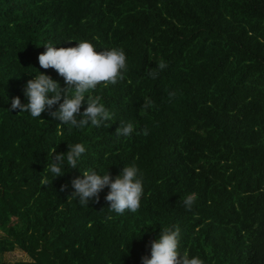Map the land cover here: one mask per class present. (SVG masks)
I'll list each match as a JSON object with an SVG mask.
<instances>
[{
  "label": "trees",
  "instance_id": "1",
  "mask_svg": "<svg viewBox=\"0 0 264 264\" xmlns=\"http://www.w3.org/2000/svg\"><path fill=\"white\" fill-rule=\"evenodd\" d=\"M80 39L126 53L124 78L92 93L113 119L69 131L49 110L9 112L13 97L27 102L35 72L64 86L39 66L43 44ZM128 122L134 132L118 136ZM74 142L86 147L77 167L43 183L48 152ZM132 163L143 174L137 212H111L107 186L88 206L69 197L81 170L114 178ZM166 226L204 264H264V0H0V254L20 248L32 259L17 264H141Z\"/></svg>",
  "mask_w": 264,
  "mask_h": 264
},
{
  "label": "clouds",
  "instance_id": "2",
  "mask_svg": "<svg viewBox=\"0 0 264 264\" xmlns=\"http://www.w3.org/2000/svg\"><path fill=\"white\" fill-rule=\"evenodd\" d=\"M75 41V46L59 48L55 46L56 42H46L43 44L45 51L38 55L39 66L43 69H55L63 77L64 86L61 87L59 81L51 75L35 72L34 77L24 85L23 94L27 102L22 103L19 96L13 97L9 112L18 109L19 113L27 112L33 118H41V114L49 110V115L58 119L59 125H66L69 131L100 127L113 119L114 114L102 102V97L92 93L102 83L105 86L116 84L124 78L127 71L126 53L122 47L101 50L87 39ZM166 67V62L160 60L158 68L163 70ZM148 75L154 78L156 73L149 71ZM153 103L150 98H146L143 104L145 111L151 108ZM56 105L58 107L52 110ZM134 130V124L128 122L120 124L116 134L127 137ZM143 134L147 135V129L143 130ZM67 145L66 152H56L55 147L48 152L43 183L47 184L49 175L52 181L63 176L68 169L77 167L81 161L86 152L85 145L81 142ZM81 172L82 175L71 181L74 191L69 196L81 206L98 202L99 194L107 186L109 191L104 198L109 202L108 209L111 212L135 213L140 208L144 195L143 174L135 163L124 166L114 178L108 170L105 172L87 168ZM66 187L67 185H62L61 191ZM195 199L196 194L192 193L186 196L183 203L191 209ZM107 219L112 217L109 215ZM179 245L178 227L161 228L156 238L150 241V254L141 257V264H204L199 255L180 251Z\"/></svg>",
  "mask_w": 264,
  "mask_h": 264
},
{
  "label": "rangeland",
  "instance_id": "3",
  "mask_svg": "<svg viewBox=\"0 0 264 264\" xmlns=\"http://www.w3.org/2000/svg\"><path fill=\"white\" fill-rule=\"evenodd\" d=\"M5 236V234L0 231V237ZM31 257L17 248L14 252L0 254V264H17L18 262H31Z\"/></svg>",
  "mask_w": 264,
  "mask_h": 264
}]
</instances>
